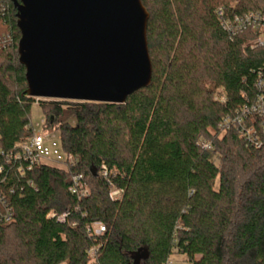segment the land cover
Wrapping results in <instances>:
<instances>
[{"label": "trees", "instance_id": "1", "mask_svg": "<svg viewBox=\"0 0 264 264\" xmlns=\"http://www.w3.org/2000/svg\"><path fill=\"white\" fill-rule=\"evenodd\" d=\"M141 3L151 81L117 104L28 96L16 10L0 0V37H11L0 49V151L33 134L36 102L42 129L75 158L67 170L40 164L21 176L0 156V190L13 212L0 223V264H132L137 254L139 264L172 254L189 264H264V132L256 148L219 128L256 93L264 46L248 45L256 31L229 36L217 16L218 8L264 13V0ZM73 174L83 175L86 197L70 192ZM111 187L120 199H109ZM51 211L68 214L60 221Z\"/></svg>", "mask_w": 264, "mask_h": 264}, {"label": "water", "instance_id": "2", "mask_svg": "<svg viewBox=\"0 0 264 264\" xmlns=\"http://www.w3.org/2000/svg\"><path fill=\"white\" fill-rule=\"evenodd\" d=\"M12 2L28 96L121 104L150 84L141 0Z\"/></svg>", "mask_w": 264, "mask_h": 264}, {"label": "built area", "instance_id": "3", "mask_svg": "<svg viewBox=\"0 0 264 264\" xmlns=\"http://www.w3.org/2000/svg\"><path fill=\"white\" fill-rule=\"evenodd\" d=\"M217 16L221 28L229 35L235 36L247 30L258 32V35L248 42L251 48H258L264 46V13L261 12H247L242 15L227 14L222 8L217 9ZM11 37L7 34L0 37V49H3L10 42ZM254 81V89L256 93L248 103L243 104L237 108L233 113L226 114L222 117L219 128L221 130L234 129L239 138L249 142L254 147L258 148L261 145L260 134L264 132V65L256 73ZM38 100V98H36ZM56 134L48 132V134H33L23 140L14 144V151L2 153L4 162H13L16 164V170L22 176L25 171H30L36 165H52L64 168L67 170L69 165L75 163V158L72 155L66 154L63 160L60 153L54 147L57 144L52 139ZM52 140V141H51ZM201 147L209 149L210 144L202 142ZM58 163L60 165H55ZM3 169V163H0V172ZM107 168L101 165V175L106 178L108 184L110 182L107 178ZM70 192L78 199L86 197L89 193L86 182L82 174H73L71 176ZM29 186H32L31 180L27 181ZM123 191L111 187L108 192L110 200L120 199ZM66 212L55 214L54 212L47 213V217H57V220L63 221L67 217ZM13 219V212L8 204L5 202L4 195L0 190V223L8 224ZM104 231L102 224H96L95 233ZM95 248L90 249V257H94ZM163 264H171V260L167 258Z\"/></svg>", "mask_w": 264, "mask_h": 264}, {"label": "rangeland", "instance_id": "4", "mask_svg": "<svg viewBox=\"0 0 264 264\" xmlns=\"http://www.w3.org/2000/svg\"><path fill=\"white\" fill-rule=\"evenodd\" d=\"M234 3L235 2H232V4H234ZM29 118H30V122H31L32 127H33V131L35 133L43 134V135L48 134V132H46L42 129L41 125H42V121L44 120V114L42 113L41 108L38 106V104L36 102L32 103V105L30 107ZM49 132L56 134V132H54V131H49ZM52 140L55 141L57 144V147H54V149H56L57 152L60 153L62 159L64 160L66 158V153L62 149L59 136L56 134V137L53 138ZM54 164L60 165L58 163H54ZM169 259L171 260V264H189L188 261L185 259V256H182L180 254H172L169 257Z\"/></svg>", "mask_w": 264, "mask_h": 264}]
</instances>
